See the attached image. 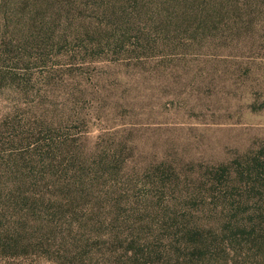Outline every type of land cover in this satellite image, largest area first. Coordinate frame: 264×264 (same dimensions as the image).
Wrapping results in <instances>:
<instances>
[{
  "label": "rangeland",
  "instance_id": "1",
  "mask_svg": "<svg viewBox=\"0 0 264 264\" xmlns=\"http://www.w3.org/2000/svg\"><path fill=\"white\" fill-rule=\"evenodd\" d=\"M200 13V0H86V28L68 50L17 66L39 82L27 91L0 88L1 122L10 110L48 118L59 127L58 143L77 138L70 143L83 152L122 147L127 162L114 164L116 179L98 181L90 179L97 166L90 160L83 191L91 200L77 199L72 212L45 210L38 199L33 218L43 244L0 251V264H225L204 262L185 244V180L199 167L264 148V28L251 46L247 38L212 35ZM69 159L62 153L57 163ZM52 169L44 175L47 194L63 183ZM164 178L168 186H153ZM105 181L119 192L111 194ZM80 191L75 185L71 192ZM97 198L99 220L85 228ZM55 217L65 225L50 234L45 222Z\"/></svg>",
  "mask_w": 264,
  "mask_h": 264
},
{
  "label": "trees",
  "instance_id": "2",
  "mask_svg": "<svg viewBox=\"0 0 264 264\" xmlns=\"http://www.w3.org/2000/svg\"><path fill=\"white\" fill-rule=\"evenodd\" d=\"M85 6L86 0H0V88L13 83L21 91L32 90L39 79L20 75L17 66L43 64L68 50L86 28ZM200 11L212 35L238 41L247 38L251 46L256 32L264 28V0H200ZM46 79L50 80V75ZM11 113L13 110L0 121V251L17 254L43 244H39V228L33 218L38 199L44 201L45 210L51 205L56 214L63 209L72 212L77 199L91 200V193L83 191L90 160L97 165L90 179L98 181L116 179L119 170L114 164L120 161L123 167L127 161L121 158L122 147L105 145L101 151L91 148L83 152L70 143H78L77 138L64 137L58 143L53 131L59 127L48 118ZM62 153L69 155L67 162L71 163H57ZM51 167L53 174L61 173L63 183L47 194L44 175ZM166 179H160L164 181L161 184L154 179L153 186H168L171 182ZM101 184L112 190L111 194L120 190L116 182ZM75 185L82 190L79 195L71 192ZM184 197L183 235L193 256L210 263L218 257L225 264H264L263 147L247 157L199 167L185 180ZM98 202L97 198L93 211L87 213L85 228L94 225L89 221L95 222L94 215L102 212ZM45 223L50 234L65 225L56 217Z\"/></svg>",
  "mask_w": 264,
  "mask_h": 264
}]
</instances>
